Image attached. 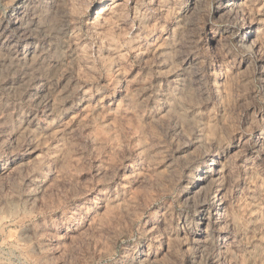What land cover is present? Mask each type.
<instances>
[{
  "label": "rangeland",
  "instance_id": "374dc122",
  "mask_svg": "<svg viewBox=\"0 0 264 264\" xmlns=\"http://www.w3.org/2000/svg\"><path fill=\"white\" fill-rule=\"evenodd\" d=\"M199 3L181 0V7ZM244 3L211 0L212 18L231 19L226 14ZM176 8V0H0V264H38L26 242L28 227L58 208L89 200L85 227L55 237L66 241L61 244L65 251L76 242L82 252L94 250L88 264H113V253L121 257L114 264H124L130 255L138 256L139 264H181L180 255L182 264H200L206 252L207 264H264V241L254 238L236 247L243 237L237 228L256 211L249 206L264 190L257 180L249 191L251 171L241 170L233 183L230 160L238 157L239 166L251 150L238 156L243 147L238 144L194 160L195 149L169 155L153 121L174 125L176 118L169 120L166 109L153 111L151 101L146 109L137 107L158 88L176 84L169 71L174 52L169 45L179 47L183 36ZM67 11L74 16L83 12L85 20L99 19L103 27L64 52L52 41L56 36L67 39L61 30ZM41 20L52 33L44 39L33 34ZM232 30L218 23L206 25L203 32L205 39L218 41ZM248 31L255 35L254 28ZM225 71L220 99L213 98V107L200 108L209 138L215 134L214 124L234 115L233 101L245 90L243 78ZM181 96L177 92L170 105L177 112ZM144 149L148 152L138 156ZM173 173L184 176L175 205L169 197L155 199L153 187H166ZM259 175L264 177V172ZM105 176L111 178L101 182ZM27 188L39 193L38 207L19 194ZM185 203L194 212L180 206ZM166 213L172 231L163 243L142 237L129 253L126 240L114 245L108 239L123 237L137 225L164 228ZM258 215L250 218L255 221ZM256 227L249 226V235ZM173 241L176 255L169 252Z\"/></svg>",
  "mask_w": 264,
  "mask_h": 264
},
{
  "label": "clouds",
  "instance_id": "9594fccd",
  "mask_svg": "<svg viewBox=\"0 0 264 264\" xmlns=\"http://www.w3.org/2000/svg\"><path fill=\"white\" fill-rule=\"evenodd\" d=\"M176 5V11L183 21V23L178 22L179 29L183 32V36L177 41L179 47L175 43L169 45L174 49L171 53L173 62L169 71L174 73L176 84L172 85L169 82L165 88H158L154 94L143 98L137 107L142 110L146 109L147 102L151 101L153 111L157 108L166 109L169 120L176 118L174 125L168 121H153L159 128V134L164 139V149L169 155L174 150H181L183 154V152H192L195 149L191 157L194 160L209 153H224L226 150L235 149L238 144L243 145L238 156H245L250 149V153L239 166L235 164L238 157L231 158L230 164L233 169L230 174L231 180L234 183L241 170L251 171L249 191L254 190L251 185L257 180L261 181L260 188L264 190V177L259 175L264 172V160L261 159L264 157V100L258 99V95L264 96V0H245V3L239 9L234 10V13L226 14L231 19L222 17L219 21L212 18L211 0H200L198 5L192 4L188 9L181 7V0H176ZM99 6L103 7L102 4ZM218 23H226L233 30L228 35L220 37L218 41L211 38L205 39L204 27ZM100 27H103V24L99 19L88 16L85 20L83 12L74 16L67 11L64 13V24L61 29L67 39L56 36L52 42L59 44L63 51L67 52L73 42L88 38L90 32L95 34L94 30ZM83 28H87L88 31H82ZM253 28L255 29L254 36L248 31ZM33 34L40 36L41 39L52 35L51 31L45 28L42 20ZM241 34H243V39H237ZM213 49L216 51L213 52ZM177 57H179L178 60ZM226 68L231 69L233 74H238L245 80V90L240 92L233 101L234 106L231 111L234 115L214 124L215 134L209 138L208 125L200 108L202 105L213 107L210 103L213 98L217 101L220 99L222 84L225 76L228 75ZM177 92H182L179 112L170 106L175 104ZM100 103L102 104L103 100ZM8 119L11 120V113L8 114ZM213 119L215 120V116ZM236 133L240 135L236 136ZM147 152L148 149H144L137 155L144 156ZM248 164L251 165L250 169L244 167ZM110 178L111 176H105L101 182H106ZM183 179L184 176L181 173H173L166 187H161L159 184L154 185L155 199L169 197L174 205L177 204L182 191L181 181ZM19 194L26 196L34 206H39L37 191L27 188ZM91 206V200H89L82 205L58 208L54 215L38 220L28 227L31 235L27 237L26 242L36 254L38 264H80L81 261L88 264L92 260L96 254L94 250L82 252L80 243L76 242L65 251L61 244L66 241L61 242L55 238L58 233L67 235L84 228L88 215L87 210ZM180 206L190 208L194 212V208L187 203ZM253 206L256 211L246 216L242 225L237 228L238 233L243 232V237L236 242L237 248L251 244L254 238L264 241V191L261 192L260 199L249 207ZM257 214H259L258 218L253 221L250 218L251 215ZM153 221L159 223V217H153ZM165 223L167 226L164 228H149L147 224L141 228L137 225L134 231L123 237L116 235L108 239L114 245L116 240H126L128 243L125 247L131 253L132 248L142 237L163 243L165 235L171 234L172 231V224L167 213ZM250 225L257 226L253 235H249ZM174 244L173 241L169 252L176 255L178 249L174 247ZM208 255L209 253L206 252L201 257L200 264H207ZM112 258L113 264L118 258L121 259L115 253L112 254ZM178 258L182 264L183 256L180 255ZM95 264H99V261H95ZM124 264H139V257L130 255Z\"/></svg>",
  "mask_w": 264,
  "mask_h": 264
},
{
  "label": "bare ground",
  "instance_id": "6f19581e",
  "mask_svg": "<svg viewBox=\"0 0 264 264\" xmlns=\"http://www.w3.org/2000/svg\"><path fill=\"white\" fill-rule=\"evenodd\" d=\"M100 11V10H99Z\"/></svg>",
  "mask_w": 264,
  "mask_h": 264
}]
</instances>
